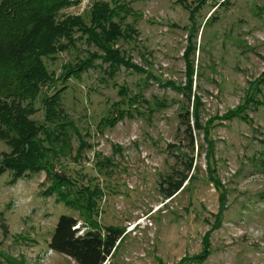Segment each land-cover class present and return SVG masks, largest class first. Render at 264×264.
Instances as JSON below:
<instances>
[{
    "label": "rangeland",
    "instance_id": "1",
    "mask_svg": "<svg viewBox=\"0 0 264 264\" xmlns=\"http://www.w3.org/2000/svg\"><path fill=\"white\" fill-rule=\"evenodd\" d=\"M65 2L55 21L84 28L47 55L34 105L7 110L25 131L0 120V264H77L48 247L63 214L120 228L103 264H264V0Z\"/></svg>",
    "mask_w": 264,
    "mask_h": 264
},
{
    "label": "trees",
    "instance_id": "2",
    "mask_svg": "<svg viewBox=\"0 0 264 264\" xmlns=\"http://www.w3.org/2000/svg\"><path fill=\"white\" fill-rule=\"evenodd\" d=\"M65 3V0H0V72L5 75L4 79L0 80V103H2L0 120L8 128L11 126L16 135L22 134L25 130L18 125L12 126L11 115L7 110L11 111L13 108L14 115L24 114L30 105H34L40 87L49 81L45 64L47 55L59 49H66L68 46L72 47V40L63 45L60 44V39L67 38L74 28L80 30L84 28L81 17L55 21L56 14L61 11ZM85 63L86 60L79 59L73 65L68 63L64 66L66 76L73 74L75 72L73 70L84 68ZM10 99L11 103H8ZM41 100L44 118L48 120L55 115L59 104V93L56 91ZM184 118L181 122L185 125L184 132L188 134L193 148L189 114L187 113ZM28 123L27 120L26 127ZM31 128L34 131V128ZM32 159L34 160L35 156ZM42 160L43 158L40 157L39 161ZM186 166L185 173L173 168L170 174L160 180L159 191L162 196L171 198L182 189L192 169L191 161ZM8 168L20 172L18 166H8ZM76 225L77 220L74 217L60 215L50 235L48 247L52 251L70 257L77 264H103L114 253L117 242L122 237L120 228L108 227L104 233L100 229H90L79 234ZM194 258L203 259L199 256Z\"/></svg>",
    "mask_w": 264,
    "mask_h": 264
}]
</instances>
